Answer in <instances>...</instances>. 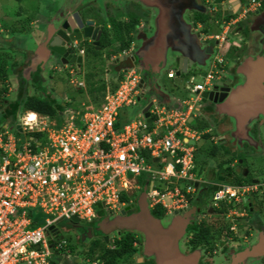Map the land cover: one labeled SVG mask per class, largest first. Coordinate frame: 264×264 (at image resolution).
<instances>
[{"label": "built area", "instance_id": "1", "mask_svg": "<svg viewBox=\"0 0 264 264\" xmlns=\"http://www.w3.org/2000/svg\"><path fill=\"white\" fill-rule=\"evenodd\" d=\"M256 6L252 0L246 12ZM167 76L172 78L173 73ZM211 79L208 73L204 84L190 88L195 98L183 102L186 108H167L153 101L149 122L143 116L121 122V111L134 106L140 95V75L130 69L101 107L71 112L60 126L40 115L30 118L29 113L17 124L20 138L12 132L16 129L2 126L0 264H47L52 250L65 246L56 238L58 221L75 217L91 222L101 209L119 213L128 205L122 196L139 190L137 180L143 175L149 179L150 208L160 206L166 214L187 210L191 196L205 183L193 171L194 145L190 144L201 134L189 127L188 120ZM145 154L150 161L158 160L157 168ZM247 191L240 185H222L212 193L213 206L218 207L219 201L237 203ZM30 210L42 216L36 227H31ZM237 215L230 209L227 217Z\"/></svg>", "mask_w": 264, "mask_h": 264}, {"label": "flooded vegetation", "instance_id": "2", "mask_svg": "<svg viewBox=\"0 0 264 264\" xmlns=\"http://www.w3.org/2000/svg\"><path fill=\"white\" fill-rule=\"evenodd\" d=\"M100 1L65 0L63 4L52 6L53 8L50 10L48 18H45V13L42 16L38 15L31 27L28 25L27 27L24 26V23H16L9 24L7 30L0 29V44L3 45L0 46V53L5 49V46H8V49H12L14 46L22 47V63H16V60L10 61L11 64L13 63V69H28L31 61L36 58L38 62L41 61L32 74L33 79L31 83L22 81L20 76H15L17 86L13 91L17 93V97L20 88L24 89L25 94L27 93V89L30 88L33 90L32 93L34 95H41L43 97L49 95L46 92L47 84L45 78L46 76L52 78V73L58 74L61 80H65L64 83H68L69 86H74V79L80 74L78 73L79 70L84 69L85 60H89L90 58V60H96L93 53H90V57H87L88 48L92 49V52H99L106 63L107 59L105 57L113 51L111 41L117 34L114 29V21L116 24H123L128 20L127 17L130 14H135L139 19L136 25L138 27L137 32L140 31L141 34H146L151 30L150 16L152 12L150 9L142 6L138 8L136 4L130 3L128 0H104L102 6L100 5ZM124 1L129 3V5L131 4L126 7L127 12L123 11V7L127 6V4H123ZM247 1L181 0L180 3L179 1L174 2L177 4L178 10L176 11L183 13L185 22L193 27V31L197 35L204 32H210L211 35L222 33L224 39L220 49L229 41V37L233 39V42L230 41V56L228 55L227 60L222 59L220 70L214 73V78L211 81L210 88H208L210 91L212 87H216V94L211 97L212 100L216 101V104L206 103L199 105V115L208 124L205 129L206 132L202 135L214 134L209 138V141L212 139L213 141L206 152L208 156L203 160V162H206L201 165L202 171L199 174H203L200 177L205 182L199 187L202 193L199 194V197L192 203L190 210H188L190 212L194 209L192 215H186V212H178L170 216L172 217L171 220L173 218L175 220L186 219V221L190 222L184 228L179 245L186 255L197 254V264H231L237 253L245 247L252 245L253 232H255L256 239L260 233H264V223L261 225L256 220L252 219L251 221L249 218V214L264 215V110L263 113L259 114L258 118H255L251 124L246 126L248 132L244 134L236 126L235 120L230 118L229 114L225 112L227 111L225 105L228 103V100L233 96L234 92L236 93L237 90L244 88L252 72L259 78L261 101L264 103V0H257L258 6L252 12L242 13V7L247 4ZM47 6L45 5V7ZM131 6H134V11L130 10L129 7ZM139 10L142 13L141 15ZM113 11H116L120 15L119 18L112 16ZM74 13L83 21H93L94 27H97L101 31V34L96 42L88 39L75 42L74 45L69 47L68 52L73 57H80L81 62L79 64L77 62H65L66 64H64L61 62L60 57L51 52L46 53L49 51L47 40L52 42L55 38V34L53 35L54 31L61 26L59 24L60 21L63 18H72ZM200 16L203 18V22L199 21ZM27 23L29 24V21ZM31 32L33 35H39V37L35 39L33 46H26L28 40L26 34H30ZM133 34L135 36L136 32ZM106 41H109L110 44H107L108 42ZM214 43V46L209 45L208 47H210L211 51L218 52L220 49L218 50L215 41ZM73 46L74 48H72ZM135 47L136 44L134 43V49ZM4 54L7 55V53ZM8 58L10 59L9 56ZM256 63L257 65L254 67ZM107 64L103 68L112 69L111 63ZM14 65L16 66L14 67ZM125 66L123 63L120 67H116L119 70L124 69ZM48 72L51 73L49 74ZM27 79H29L28 76H26ZM218 83L219 86H216ZM241 105L246 108L245 104ZM222 107L224 108L220 111ZM236 129L238 130L236 131ZM213 149L214 152L212 154ZM219 150H222L224 154L222 155ZM195 153L196 149L194 148V159ZM258 157L262 161L260 164L255 162ZM211 158L218 159L214 166L208 164ZM229 159L232 160L229 162ZM234 182H239L242 186L248 188L246 194L248 198L247 207L235 217L226 216L231 223V227L229 228L230 233L221 228L222 234L218 239L216 237V239L210 240L207 245L193 247L191 242L194 236L191 230L192 227L201 223H209L217 217V214L212 209L211 201L210 204L208 203V198L212 193V186L228 185ZM136 211L134 207L126 211L125 214L128 215ZM121 212L116 215H119ZM109 216L111 214L105 215L100 210L94 222H79V227L82 230H91V236L86 237L87 242L80 240V237L77 235V228H75L77 226L75 225L68 230L71 236L67 238L72 240L77 251L85 252L92 241H102L105 247L112 250L115 247L116 240L119 241L123 237H128V239L133 240L132 248L135 251L127 257L118 259L117 264H156L154 260L146 259L143 256V238L139 233L115 232L108 236V242L104 240V236L96 231L95 224L102 218ZM165 217L167 215L159 219L164 220ZM57 234V239L65 238L60 231ZM241 238L242 242L239 241ZM60 256L59 264H101L97 260L91 261L85 259L84 256L74 258L68 252L61 253ZM216 259H218L217 263H215ZM239 264H264V256L257 259H249Z\"/></svg>", "mask_w": 264, "mask_h": 264}, {"label": "water", "instance_id": "3", "mask_svg": "<svg viewBox=\"0 0 264 264\" xmlns=\"http://www.w3.org/2000/svg\"><path fill=\"white\" fill-rule=\"evenodd\" d=\"M131 3L140 5L150 9L153 17L151 19V30L146 34L138 31L137 36H133L136 44L130 57L122 56L115 59V63H124L127 68L136 67L142 76L140 87L145 91V95H153L159 97L163 103L173 106L168 95L160 85V74L163 69L168 66L177 69L176 76L186 73L187 70L203 68L207 65L209 59L213 55L210 47L204 45L199 36L193 31V27L188 25L183 13H179L175 1L181 0H128ZM246 1V0H245ZM189 9V8H187ZM71 22V23H70ZM61 26L54 31L55 38L52 42L47 40L48 50L46 53H53L60 57L62 63L81 62L80 57H73L68 52L69 47L75 42L83 40L98 41L101 31L94 27L91 20H81L77 14H73L70 19L63 18ZM136 30L138 27H135ZM96 44V43H95ZM74 48V46L72 47ZM41 62V61H40ZM37 58L31 61L28 69H23L22 81L31 83L32 74L35 68L40 64ZM257 63L254 64L256 67ZM26 76L29 79L26 80ZM259 78L255 73H251L244 88L239 89L228 100L225 105L228 116L235 120L236 126L239 127L241 133H247L246 126L251 124L259 114L263 113L264 103L261 101L259 88ZM219 86V83L216 84ZM216 87H212L209 91L201 94L200 104H216L212 100L215 95ZM149 99V98H148ZM148 99H143L145 103ZM239 103V104H238ZM241 104H245V107ZM149 104L142 110L145 117H148L147 110ZM224 107L220 109L223 110ZM244 108V109H243ZM219 111L220 114H222ZM199 112V109H198ZM192 119H190L191 121ZM16 136L20 138L21 129L15 127ZM238 129H236L237 131ZM193 144V142H190ZM219 185H213L211 190L220 189ZM149 186L144 185L136 198L135 204L125 207L119 215L102 218L95 224L96 231L104 236V240L108 242V236L115 232H136L143 238V256L151 259L156 264H197V254L186 255L180 249V238L184 232V228L190 223L186 219L174 218L164 224L163 220L152 216L147 198V190ZM202 193L199 191V194ZM136 207L137 211L131 214H125L126 211ZM193 211H187L186 215H192ZM71 222L79 224L78 218H72ZM53 231V227L49 229ZM77 235L83 242L87 241L91 236V230H82L77 227ZM51 240L49 244H51ZM264 256V233H260L254 244L245 247L236 254L231 264H239L249 259H257Z\"/></svg>", "mask_w": 264, "mask_h": 264}, {"label": "trees", "instance_id": "4", "mask_svg": "<svg viewBox=\"0 0 264 264\" xmlns=\"http://www.w3.org/2000/svg\"><path fill=\"white\" fill-rule=\"evenodd\" d=\"M16 1L18 3L22 2V0H16ZM127 19L128 20L123 23L124 26H122L123 24H120V23L116 24L115 21L113 22L115 32L118 29L120 33H123L121 35L117 34L114 38L116 42L119 43V51L126 50L130 47L131 43L133 42L132 34L135 31V26L139 21L138 17L135 14H130L127 17ZM199 21L203 22V18L201 16L199 17ZM106 42H108L107 44H110L109 41H106ZM87 53H88L87 57H90L89 56L91 55L90 53H93L94 58L103 60L105 64V61L101 57V54L99 52H96V51L92 52V49L88 48ZM111 54L112 53H110L109 55ZM2 55H6V54H0V111L3 110V112L0 113V118L4 120L7 118L13 120L16 118L15 111L21 109L23 112H26V111L34 112L44 117L45 119H48L49 121L54 120L56 122H62L61 117L66 107H69L70 109H74L73 105L76 101V98L74 95L69 96L70 102L66 105H63V104H60L56 99H53L50 96V93H48L49 95H47L46 97H43L41 95H28L27 93L26 94L24 93V89L22 88H20L18 92V99H16L17 104H15L16 106H13L12 110L5 109L6 105L12 104V102H7L5 100V95L7 94L10 88V82H9V69L7 67V60ZM109 55L107 56L108 58L110 57ZM15 66L16 65H14V67ZM93 66L92 68L87 66L86 68H84V72L82 69L79 70L78 73H81V72L84 73L83 74L84 87H78V88H75V90L77 91V94L79 96H82V99L89 101V104L91 105V107H93L94 109H97L101 107L102 104L104 103V96L107 92V88L110 92H113L116 90L118 81L120 79V75L112 76L109 83L107 84L102 78L104 75L105 69L100 68L102 69V73H101V70L98 67L96 68V64ZM58 82H59L58 85L60 86H58L56 82L53 83V86L56 88V90L58 89V87H62L61 91H63L64 90L63 88L66 85L63 82L62 83L60 81ZM128 112L125 111V114ZM122 116L124 118L125 115L122 114ZM211 135H213V133L203 135L201 139H204L208 141L209 143H212V141H209V138L211 137ZM33 136H35L38 139L42 138V135L39 133H35L33 134ZM206 152L207 150L203 153L204 159L206 156H208ZM213 152H214V149L212 150V154ZM145 158L147 159L148 163L151 162L148 154H145ZM231 160L232 159H229V162ZM205 162L202 161V163L200 164V172L202 171L201 165H203V163ZM196 163H197V157L195 153L194 164ZM148 181L149 179H147L144 175L138 178V183L142 187L145 184H147ZM228 185L239 186L242 184L239 182H234ZM244 198H242L237 203H234L232 201L230 203H227L226 201H219L218 207H212L214 213L217 214V217L215 219H212V221L209 223H201L199 225H194L191 229L194 233L193 240L191 241L193 244V247H196L199 245H207L210 240L216 239V237L218 239V237H220L222 234V229L230 233L229 228L231 227V223L228 220V218H226V216L230 209L236 210V205L240 203ZM135 199H136V195L132 194L129 196L123 195L121 200L128 203L130 200H133L134 202ZM35 213H36V210L29 211V215L32 216L33 218V223L31 227H36L39 224L38 219L40 218H38L37 214L35 215ZM151 214L155 218L159 219L165 216V211L160 206H156L155 208L151 210ZM63 240L65 241L66 245L62 249L52 250V254L51 256H49L47 264H59V261L61 259L60 254L61 253L64 254L66 252H68L74 258L78 256L80 257L84 256L85 259H89L91 261L97 260L101 264H117L118 259L125 257V256L127 257L131 255L133 251H135L132 248L133 240L128 239V237H123L119 241L116 240L115 247L112 250L110 248L105 247V245L102 244V241H98V240L92 241V243L88 246V250L87 251L85 250V252L77 251L72 240H69V238H63Z\"/></svg>", "mask_w": 264, "mask_h": 264}, {"label": "rangeland", "instance_id": "5", "mask_svg": "<svg viewBox=\"0 0 264 264\" xmlns=\"http://www.w3.org/2000/svg\"><path fill=\"white\" fill-rule=\"evenodd\" d=\"M100 1V0H98ZM104 0H101L100 2V5L102 6V3H103ZM121 1V0H120ZM250 2V0H248ZM247 1V3H248ZM254 1H257V0H254ZM65 2V0H22L21 3H18L16 0H0V24H4L6 26H9V24H19V23H24L27 27L28 23L26 20H31V19H36L37 16H42L44 13H45V18H48L49 17V12L50 10L53 8L52 6L55 4L58 5V4H63ZM131 3V2H130ZM123 4H127V6L123 7V11L125 10V12H127V9L126 7L130 6L129 3H126V1L123 2ZM45 5H48L47 7H45ZM99 5V4H98ZM104 6V5H103ZM134 6H131L129 7L130 10L134 11L135 9H133ZM137 7H141V6H138ZM136 10L138 11V9L136 8ZM116 11H113L112 12V16L113 17H116V18H119L120 15L117 14V12L115 13ZM139 13L140 15L142 14L141 11L139 10ZM3 16V17H1ZM127 16V15H126ZM153 17V14L151 13V16H150V20L152 19ZM116 20V19H114ZM11 22V23H10ZM124 26V24L122 25ZM121 26V27H122ZM8 28V27H7ZM213 31V30H212ZM135 36L138 35V32L137 30L135 29ZM214 32V31H213ZM117 34L121 35L123 33H120V31L117 29L116 31ZM210 33V32H208ZM217 33V32H215ZM26 34V33H24ZM116 34V35H117ZM27 35V44L26 46H30V45H34V41L36 38L39 37V35H33L32 32L30 34H26ZM41 36V34H40ZM231 42H233V39L229 37V41L226 42V44L223 45L222 49H220L218 51V55H216V51H214L211 59H209V61L207 62V65L203 68H196V69H191L190 71H188V73L185 75V74H181V77L179 78H175L173 80H168L167 77H166V73L169 71V70H174V67H171V66H168L167 69H163L161 74H160V77H159V80L161 81L160 82V85L162 87V89H164V91L169 94L171 97H173L175 100H180V101H188V102H191L194 98H195V95L194 94H191L187 88V86H193L195 84H204L205 82V76L208 72H214V71H218V69L221 67L220 64H218L216 67H212V64L214 62V57L218 56L224 60H227L228 57L230 56L229 55V51L231 50L230 46H231ZM204 44V43H203ZM119 45V44H118ZM206 46H209V45H215L214 41L213 40H209L208 42L206 41V44H204ZM0 46H3L2 44H0ZM116 46V45H115ZM9 47L8 46H5V49L2 50V52L0 54H4V53H7V55H2L5 57L6 60H8L7 62V67L9 69V82H10V87L12 89H15L17 84L15 82V76H16V73H15V69H13L12 67V64L11 62L12 61H15L16 60V63H22V60H23V55L21 53V49L22 47H13L12 49H8ZM8 49V51H7ZM114 49V47H113ZM229 55V56H228ZM8 56L10 57V59L8 58ZM97 57V56H96ZM91 59V58H90ZM88 60L86 59L85 60V63H84V66L83 68H86L87 66L88 67H91L93 65L96 64V68L98 67L99 69L102 68L103 69V66H106L103 62V60L101 59H96V60ZM11 61V62H10ZM95 63V64H94ZM212 63V64H211ZM95 67V66H93ZM229 68V67H228ZM102 69L101 70V73H102ZM110 70L111 69H106V73L108 71L107 74L110 73ZM49 74L51 72H48ZM47 73V74H48ZM52 78H48V76H46V92L47 93H50L51 97H54L57 101H61V103H66L68 100L64 99L63 97L61 98L59 96L60 92H61V88L62 87H58V89L56 90V88L53 86V83H57V85L59 84L58 81H60L61 83L64 81L61 80V78L58 76V74H55V73H52ZM104 76V75H103ZM104 79V77H102ZM66 86H64V93L67 95V97L71 96V95H74L75 98H76V101L74 103V110L77 111V112H81L82 110H84V107L81 105V101L85 100V99H82V96H79L77 94V91L75 90L74 86H69L68 83H64ZM60 86V85H58ZM10 89V88H9ZM33 90H31L30 88L27 89V93L28 94H33L32 93ZM63 93V94H64ZM77 94V95H76ZM34 95V94H33ZM16 99H18L17 97V93H15L14 91H11L8 90L7 94L5 95V100L7 102H12V104H7L5 109H9V110H12V107L13 106H16L15 104L16 103ZM66 100V101H65ZM15 102V103H14ZM67 104V103H66ZM145 105V102H141L140 104H138L137 107L135 108H132L130 109V114L131 115H136L138 113V110ZM198 106V104L196 105ZM68 108V107H66ZM19 109V108H18ZM3 110L0 111V113H2ZM16 114V118L15 119H2L0 118V128L5 124L7 125L8 127L13 124L15 121H19V118L21 116L24 115V112L20 109V110H17L15 111ZM197 121V120H196ZM194 120V122L192 123V126L193 128H195L194 130H196L198 133L201 132V133H204L203 131H205L204 127L208 126V124L206 123V120L203 119V117H200L198 119V122H196ZM50 122V121H49ZM52 123H54L55 125L57 126H60L62 124V122H56L54 120H52ZM197 123V124H196ZM207 124V125H206ZM192 128V129H193ZM13 134H16L15 131H12ZM214 135V134H213ZM211 144L204 140V139H201L200 141H198L195 145H194V148L196 149V157H197V163L194 164V173L197 177L201 178L203 176V174L199 175V172H200V164L202 163V161L204 160V155L203 153L208 150L210 148ZM220 153L223 155V151L222 150H219ZM218 159L214 158V159H210V161H208V164L210 165H215L217 163ZM255 162L257 164H260L262 163L261 161V158H257L255 160ZM151 165L154 167V168H157L158 165H155L153 163H151ZM201 176V177H200ZM199 197V193L198 194H195L191 196V199L193 200V202H195V200ZM208 203L210 204V201H211V195L210 197L208 198ZM247 202H248V198L245 197L240 203H238L236 205V210L238 212H242L243 209H245L247 207ZM212 204V202H211ZM101 212L103 214H110V212L108 210H104V209H101ZM37 213V216L38 218L42 217L40 213L36 212ZM164 218V217H163ZM172 217H170L169 215L167 217H165V219L163 220V223L166 225L170 222ZM249 218L252 219L255 221H257L258 224H261L263 225L264 223V215H251L249 214ZM238 222H240L238 220ZM84 223V222H83ZM75 226H80L79 224H74V223H71L70 221L68 220H60L56 223V228L61 232L62 236L67 238L69 236H71V234L69 233V229L71 227H74ZM75 227V228H77ZM253 234V237L251 239V243L253 244L256 240V237H255V232L252 233ZM240 242H242V238L239 240ZM87 242V241H86ZM218 262V259L215 260V263Z\"/></svg>", "mask_w": 264, "mask_h": 264}, {"label": "clouds", "instance_id": "6", "mask_svg": "<svg viewBox=\"0 0 264 264\" xmlns=\"http://www.w3.org/2000/svg\"><path fill=\"white\" fill-rule=\"evenodd\" d=\"M252 0H250V2H251ZM254 1V0H253ZM249 1H248V3L246 4V5H243V12L242 13H246V9L248 8V5H249V3H250ZM255 3H256V1H255ZM257 4V3H256ZM258 6V5H257ZM256 8V7H255ZM253 11V10H252ZM252 11H247V13L249 12H252ZM137 25V24H136ZM136 27V26H135ZM136 29V28H135ZM135 32V31H134ZM133 32V33H134ZM195 32V31H194ZM196 33V32H195ZM197 34V33H196ZM134 36V34H132V37ZM199 36V39L201 40V42L202 43H206V41H209V40H213V41H215L216 43H217V46H218V50L221 48V44H222V42H223V39H224V35L222 34V33H220V34H215V35H211L210 33H208V32H204V33H201L200 35H198ZM216 36H218V37H221L222 38V40H216L215 39V37ZM113 51V54H111V55H109L110 57L109 58H107V60H110V59H112L110 62H112V61H115V59H117L118 57H122V55L123 56H126V57H130V55L133 53V50H134V40H133V42L131 43V45H130V47L128 48V49H126V50H122V51H119V49L118 50H114V49H112ZM217 50V51H218ZM115 53V54H114ZM218 52H216V55H218L217 54ZM121 55V56H120ZM113 63V62H112ZM212 64V63H211ZM218 64H222V58H220V57H218V56H216V57H214V62H213V64H212V67L214 68V67H216ZM130 69H134V70H136L137 72H138V74L140 75V83H141V79H142V76H141V73H140V71L136 68V67H132V68H127L126 66H125V68L124 69H122L123 71H122V74L120 75V79H119V81H118V84H119V82H120V80H121V78H122V76H123V74H124V72L125 71H127V70H130ZM191 70V69H190ZM190 70H187V72L185 73V75L188 73V71H190ZM220 70V68L218 69V71ZM176 71H177V69H175L174 68V70H172V71H169V72H167L166 73V77H167V79L168 80H173V79H175V78H177L178 76H176ZM216 71H214V72H208V73H211V75H212V79L214 78L213 76H214V73H215ZM105 73H106V69L104 70V81L107 83V81H106V79H105ZM168 73H173V77L172 78H169L167 75H168ZM207 73V74H208ZM182 74V73H181ZM180 74V75H181ZM206 74V75H207ZM206 77V76H205ZM212 79H211V81H212ZM211 81H210V85H211ZM161 82V81H160ZM77 83L78 82H75L74 81V86L75 87H84V85L82 84L81 86H78L77 85ZM140 83H139V90H140V95L138 96V99H137V102H136V104L134 105V106H130V107H128V108H125V109H123L122 111H121V114H123V115H125V111L124 110H126V109H129V108H135V107H137L138 106V104H140L141 102H143V99L145 98V99H148V102L147 103H145V105L144 106H142L139 110H138V115L139 116H143L142 118H144V119H147V122H149L150 121V119L148 118V117H145L144 116V114L142 113V110L149 104L150 106H149V108H148V110L151 108V106H152V104H153V101H156L158 104H160V105H164V106H166L167 108H179V109H183V108H186L185 107V105L183 104V102H186V101H180V100H175V106L174 107H170V106H168V105H166L165 103H163L162 102V100L159 98V97H157V96H153V95H148V96H146L145 95V91H144V89L142 88V87H140ZM196 85V84H195ZM210 85L209 86H207L206 87V89L205 90H203L200 94H199V97H200V100H199V102H197V104H198V106H196L195 105V110H193L192 111V113L193 114H196L197 116L199 115V112H198V109H199V105H200V101H201V94L203 93V92H205V91H208L209 89L208 88H210ZM117 87H118V85H117ZM187 88H188V90H189V92H190V88H192L191 86H187ZM164 90V89H163ZM108 92H110L109 90H108V88H107V92H106V94H105V96L107 95V93ZM191 93V92H190ZM192 94V93H191ZM169 95V94H168ZM105 96H104V98H105ZM53 99H54V97H52ZM68 109L70 110V108H66L65 109V111L63 112L64 114H68L69 115V113H71V112H73V113H77V112H75L73 109H72V111L70 110V111H68ZM148 110H147V113H148ZM68 111V112H67ZM26 113H29V114H33V115H38V114H36V113H34V112H30V111H26V112H24V115L26 114ZM80 113V112H79ZM192 113H191V115H190V117H189V119L191 118V116H192ZM23 115V116H24ZM23 116H21L20 118H19V121H15L13 124H12V127H11V125L8 127L7 125H3V126H5V127H8L10 130H13V128L15 129V127L16 126H19V125H17L19 122H20V119L23 117ZM149 116V115H148ZM48 123H52V120L49 122V120L48 119H45ZM64 122V120L62 121V123ZM188 125H189V123H188ZM57 126V125H56ZM191 128V127H190ZM192 129V128H191ZM192 130H194V129H192ZM195 131V130H194ZM197 132V131H196ZM198 133V132H197ZM200 134V133H199ZM200 137H201V135H200ZM200 137H199V139H200ZM193 142V141H192ZM195 143H193V145H194ZM192 145V144H191ZM157 159H153V160H151V162L150 163H153V164H155L156 165V163H157ZM158 164V163H157ZM145 176V175H144ZM147 179H148V177L147 176H145ZM138 181V180H137ZM139 184V183H138ZM145 185H147V186H149V181H148V183L147 184H145ZM139 186H140V184H139ZM220 187L222 186V185H219ZM240 186H242V185H240ZM200 187V186H199ZM198 187V189H197V191H196V193L195 194H198L199 193V188ZM142 188V186H140V189ZM140 189L139 190H137V191H135V192H132L131 194H129V195H136V198L138 197V195H139V192H140ZM219 190V189H218ZM147 192H148V190H147ZM214 191H212V193H213ZM212 193H211V196H212ZM195 194H194V196H195ZM128 195V196H129ZM246 197V196H245ZM148 198V197H147ZM148 200V199H147ZM135 201H136V199H135ZM135 201L133 202V200H130L129 202H128V205L127 206H125V207H128V206H130V205H133V204H135ZM211 202H212V200H211ZM192 203H193V200L192 199H190V206H189V208L187 209V210H185V211H182V212H187L188 210H190V208H191V205H192ZM148 206H149V202H148ZM211 206L212 207H214L213 206V202H212V204H211ZM124 207V208H125ZM123 208V209H124ZM136 208V207H135ZM123 209L121 210V211H123ZM149 209H150V212H151V210L153 209V208H150L149 207ZM137 210V209H136ZM176 213H178V212H176ZM237 213H240V212H238L237 211ZM111 214V216H115L117 213H110ZM173 214H175V213H173ZM173 214H166L165 213V215H169V216H171V215H173ZM110 217V216H109ZM96 220V218L93 220V221H91V222H85V223H92V222H94ZM70 222H71V220H70ZM72 223V222H71ZM53 230H55V229H53ZM56 233H59V230L56 228V231H55ZM58 235V234H57ZM59 240H63V239H59ZM64 241V240H63ZM65 245H66V243H65Z\"/></svg>", "mask_w": 264, "mask_h": 264}, {"label": "crops", "instance_id": "7", "mask_svg": "<svg viewBox=\"0 0 264 264\" xmlns=\"http://www.w3.org/2000/svg\"><path fill=\"white\" fill-rule=\"evenodd\" d=\"M29 21V24H28V26H32L33 24H34V19H31V20H27V22ZM8 26H6V25H4V24H0V29H3V30H7L8 28H7ZM119 43L118 42H116V40L115 39H113L112 41H111V45L114 47V50L116 51V50H118L119 49V45H118ZM116 45V46H115ZM112 54H113V52H111ZM108 56V55H107ZM105 57L106 59L108 58V57ZM112 59H110V60H107L106 61V63L105 64H107V63H111V67H112V69L111 68H108V69H111L110 70V73L109 74H107L108 73V71H107V73H105V79H106V81H107V84L109 83V81H110V79L112 78V76H117V75H121L122 74V69H119V70H117V67L116 66H118V67H120V65H122L123 63H115L114 61H112V62H110ZM108 66H109V64H107ZM22 70L23 69H15L14 71H15V73H16V76H20L21 77V79H22V76L24 75V74H22L23 72H22ZM169 71H172V70H169ZM168 71V72H169ZM83 72H84V69H83ZM187 72V71H186ZM83 74L84 73H80L79 75H78V77L76 78V79H74L75 80V82H78V83H80L81 85L83 84L84 85V82H83ZM183 74V73H182ZM185 74V73H184ZM179 77H181V75L180 76H178L177 78H179ZM74 88H78V87H74ZM10 89H11V91H13V89L10 87ZM9 89V90H10ZM63 91H61L60 92V94H59V96L62 98H64V99H66V100H68L66 103L68 104L69 102H70V100H69V97H67V95L64 93ZM171 97V96H170ZM65 100V101H66ZM59 102V101H58ZM170 102L172 103V104H174L173 106H170V107H174L176 104H175V99L173 98V97H171V99H170ZM60 104H63V105H66V103L64 104V103H61V101L59 102ZM81 105L84 107V110H82L81 112H83V111H89V110H94V108L93 107H91V105L89 104V101L87 100H83V101H81ZM69 108V107H68ZM130 109L131 108H129V109H126V110H124V111H129L130 112ZM71 111H72V109H70ZM69 109H68V111H70ZM74 110V109H73ZM67 111V112H68ZM75 111V110H74ZM75 112H77V111H75ZM126 113L125 114V116H124V118L122 117V120H121V122H123V121H128V120H132V119H134V118H138L139 117V115H138V113L136 114V115H131L130 113ZM79 113V112H78ZM68 117V114L66 113V114H62V117H61V121H63V120H65L66 118ZM200 118V115H196V114H193L192 113V116H191V118L190 119H192L191 121H190V119L188 120V123H189V127H191V128H193V126H192V123L194 122V120L196 121V122H198V119ZM197 124V123H196ZM193 129H195V128H193ZM204 129H206V127H204ZM196 131V130H195ZM204 133L206 132V131H203ZM200 134H201V137L203 136L202 134L203 133H201V132H199ZM200 137V138H201ZM201 139H199V140H197L196 142H195V144L198 142V141H200ZM211 140V139H210ZM211 141H213V139L211 140ZM194 144V145H195ZM193 145V144H192Z\"/></svg>", "mask_w": 264, "mask_h": 264}, {"label": "bare ground", "instance_id": "8", "mask_svg": "<svg viewBox=\"0 0 264 264\" xmlns=\"http://www.w3.org/2000/svg\"><path fill=\"white\" fill-rule=\"evenodd\" d=\"M29 117H30V118H32L33 116H32V115H30Z\"/></svg>", "mask_w": 264, "mask_h": 264}]
</instances>
